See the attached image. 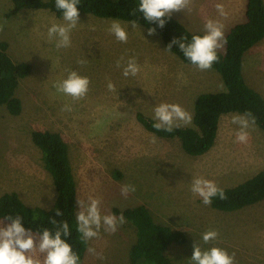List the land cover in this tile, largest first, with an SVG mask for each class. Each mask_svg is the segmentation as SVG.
I'll return each instance as SVG.
<instances>
[{
	"label": "rangeland",
	"instance_id": "374dc122",
	"mask_svg": "<svg viewBox=\"0 0 264 264\" xmlns=\"http://www.w3.org/2000/svg\"><path fill=\"white\" fill-rule=\"evenodd\" d=\"M11 6V0H0V24L4 25L0 41L7 43L12 60L29 63L31 72L20 79L15 91L21 112L14 115L0 105V195L14 190L30 206L52 205V179L30 134L35 129L56 131L68 145L76 182V215L77 200L89 197L101 201L102 215L117 217L120 215L113 208L145 204L156 222L186 233L183 244H171L166 251L172 264H193L194 242L204 250L219 247L234 253L235 264H264V199L222 211L205 205L191 191L197 178L214 181L218 188L231 187L264 168V131L246 117L248 140L240 143L236 140L240 126L231 121L233 116L245 115L222 114L214 144L194 156L182 149L177 138L158 137L136 118L140 111L154 119V108L161 103L178 104L192 117L199 93L225 88L219 73L183 62L166 50L157 32L149 35L138 23L133 28L129 21L82 12L71 30L70 46L57 48V41L48 37V28L66 23L63 16L36 8L6 16ZM237 11V19L222 18L224 34L230 22L243 18V6L241 14L240 6ZM171 16L189 30L196 26L194 22L204 28L188 7ZM217 17L210 13L207 21ZM114 20L126 27V43L109 31ZM221 43L223 48L224 41ZM130 57L136 59L139 72L125 77L123 68ZM118 60L120 67L116 66ZM70 70L90 80L87 94L78 100L54 87ZM242 70L246 83L264 97V38L245 53ZM110 82L115 90H109ZM66 105L71 111L62 110ZM176 123L192 125V121ZM127 184L134 185L135 191L125 196L121 187ZM0 220V226L10 223ZM124 221L114 233L101 227L98 237L87 240L82 264L128 263L136 237L134 228ZM209 230L217 231L218 236L205 243L202 235ZM89 248L95 252L90 253ZM37 255L43 259L42 254Z\"/></svg>",
	"mask_w": 264,
	"mask_h": 264
},
{
	"label": "trees",
	"instance_id": "16d2710c",
	"mask_svg": "<svg viewBox=\"0 0 264 264\" xmlns=\"http://www.w3.org/2000/svg\"><path fill=\"white\" fill-rule=\"evenodd\" d=\"M12 6L6 16L15 14L22 9H47L57 17L62 11L55 6V0H11ZM139 0H80L78 12L92 14L99 18H114L125 21L136 20L145 28H155L164 46L173 39L186 38L191 41L193 35H203L190 31L177 18H166L163 28L154 22L148 23L140 12L131 13L138 7ZM224 51L217 50L218 61L212 65L223 83L224 90L218 92L199 93L193 103L192 125L174 127L173 131L156 130L153 118L142 112L136 113L137 121L149 132L158 137L177 138L182 149L190 155H200L208 151L215 142L219 121L222 114L237 112L251 113L248 117L264 131V97L249 86L243 77V57L245 53L264 38V0H245L243 20L233 24L224 35ZM226 41V42H225ZM183 62L192 64L178 46L173 45L170 51ZM31 72V65L24 61H13L7 52V43L0 41V105L14 115L21 112V100L15 91L22 78ZM31 141L41 152L44 168L52 179L55 198L49 208L26 204L19 194L6 191L0 195V219L7 216H22V226L31 229L37 235L44 229L55 231L61 221L69 225L70 235L66 239L73 252L79 256L82 264L87 249V241L76 230V182L69 160L68 145L61 134L51 130L35 129L31 132ZM222 189L226 199L213 197L210 206L217 210L234 211L245 206L258 203L264 199V168L246 180ZM59 209L63 215L57 216ZM115 214L123 215L124 219L134 228L135 242L130 247L127 264H172L166 251L171 244H183L186 233L174 229L168 224L156 222L145 204L128 206L123 209L113 208ZM57 223L53 224L52 220ZM6 220V219H4ZM11 222L10 220H7Z\"/></svg>",
	"mask_w": 264,
	"mask_h": 264
},
{
	"label": "clouds",
	"instance_id": "9594fccd",
	"mask_svg": "<svg viewBox=\"0 0 264 264\" xmlns=\"http://www.w3.org/2000/svg\"><path fill=\"white\" fill-rule=\"evenodd\" d=\"M190 0H139L138 7L131 13L140 12L144 20L148 23H155L158 27L163 28L166 18H169L173 12L185 10L189 6ZM80 0H55V6L62 11L64 24H52L48 28L49 39L57 41V48H66L70 46V33L78 23L79 12L77 5ZM217 10L221 15H226L224 6L216 5ZM133 28L137 27V21L130 22ZM3 24H0V31H3ZM109 31L114 34L116 39L120 42L126 43L128 40V32L121 22L114 20L109 28ZM149 35L155 33V28L149 27L147 29ZM223 25L219 21L208 20L205 23V33L203 35H193L190 42H186V38L180 37L173 39L166 50L171 51L172 46H178L192 64L199 70H209L212 65L218 61L217 49L221 48L222 41H224ZM226 42V41H225ZM123 60V57H121ZM116 66L120 67V60L116 62ZM139 72V66L134 57H130L124 68L123 75L135 76ZM90 80L86 76H81L77 71L70 70L66 79L54 84L58 93L71 96L74 100L83 98L89 90ZM109 90H115V86L110 82L108 84ZM66 111H71L70 106H65ZM251 113L246 116L236 115L232 117V123L240 126L236 134V140L240 143H246L248 140L249 119ZM191 114L185 111L178 104L161 103L154 108L153 127L156 130H163L166 132L173 131L174 127L179 125L177 121H183L185 124L191 122ZM254 122V117H251ZM134 185H123L121 187V194L127 195L129 192H134ZM191 191L199 195L205 205L212 202V198L219 196L220 199H226L222 189H219L214 181L197 178L192 181ZM101 201L97 198L89 197L87 201L77 200L79 211L76 215L77 231L81 234L83 240L87 241L99 236L101 227L105 231L115 232L118 225L123 224L124 217L121 214L119 217L113 214L102 215L100 210ZM56 215L60 216L63 213L59 209L56 210ZM4 219L11 222L5 226H0V264H79V256L73 252L71 245L66 242L70 235L69 225L66 221H61L56 230L50 231L44 229L42 234L37 238L31 229H25L22 226V216H7ZM56 224V220H52ZM3 220H0V225ZM218 232L209 230L203 233L202 239L205 243L210 240H215ZM90 253L95 250L89 248ZM43 255V259L37 255ZM193 264H235V254H229L227 250L219 247H211L204 250L194 242L193 252L191 256Z\"/></svg>",
	"mask_w": 264,
	"mask_h": 264
},
{
	"label": "crops",
	"instance_id": "0c3cea01",
	"mask_svg": "<svg viewBox=\"0 0 264 264\" xmlns=\"http://www.w3.org/2000/svg\"><path fill=\"white\" fill-rule=\"evenodd\" d=\"M198 2H196L194 4V2L190 1L188 9H190L191 13H192V17H194V20H196V16H199L200 20L199 22L202 23V25L204 26V28H200V24L194 22L196 24V26L194 25L192 28H194L193 30H190L192 32H200L202 34L205 33V23L207 22L208 15L211 14H216L217 19H213V21H219L220 23H222V18L226 17L229 19H237L236 14L238 13L237 8L238 6H240V14H241V7L243 6V11H244V3L245 0H216V2L213 4L214 0L209 1V0H197ZM217 4H221L224 6V12L226 13V15H221L220 12L217 10L216 5ZM213 8V11H210V9ZM242 11V14H243ZM196 15V16H195ZM232 20H228V23ZM243 18L241 16V18L239 20H235L233 22L229 23L228 29L235 23L242 21ZM225 23V22H224ZM202 29V30H200ZM225 35V34H224ZM217 50L223 52L224 51V47L222 48H218ZM195 66V65H193ZM224 90V89H223Z\"/></svg>",
	"mask_w": 264,
	"mask_h": 264
}]
</instances>
